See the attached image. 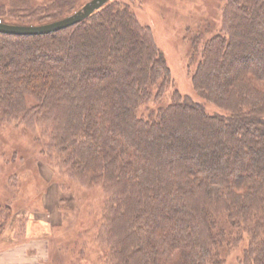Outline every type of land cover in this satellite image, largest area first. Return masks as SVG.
<instances>
[{
    "label": "trees",
    "instance_id": "obj_1",
    "mask_svg": "<svg viewBox=\"0 0 264 264\" xmlns=\"http://www.w3.org/2000/svg\"><path fill=\"white\" fill-rule=\"evenodd\" d=\"M194 51L206 104L166 99V58L118 0L54 34H0V142L4 126L29 131L56 174L34 157L41 183L97 193L80 261L264 264V0H227ZM17 214L0 206V239Z\"/></svg>",
    "mask_w": 264,
    "mask_h": 264
},
{
    "label": "rangeland",
    "instance_id": "obj_2",
    "mask_svg": "<svg viewBox=\"0 0 264 264\" xmlns=\"http://www.w3.org/2000/svg\"><path fill=\"white\" fill-rule=\"evenodd\" d=\"M90 1L0 0V22L24 26L48 24L74 14ZM118 1L129 5L138 21L151 28L155 42L166 58L173 82L166 99L171 96L170 92L178 91L205 103L192 84V74L200 61L194 48L198 46L200 51L208 40L219 34L227 0ZM206 107L209 112L216 111L210 105ZM1 139L0 206L11 204L18 214L0 239V253L13 246L28 244L29 251L23 258H39V262L33 261L35 264H88V260L80 261L77 250L89 235L80 231L84 225L78 224L77 220L83 211L87 218V210L99 208L97 193L80 195L79 189L64 192L58 186L47 188L44 182L41 183L34 172V157L39 161L41 177L49 180L55 173L39 153L35 154L29 131L7 125L2 127ZM16 175L19 181L9 179ZM35 175L37 184L34 183ZM91 256L89 263L98 264L94 253ZM9 258H3L2 264ZM229 263L237 264L236 257Z\"/></svg>",
    "mask_w": 264,
    "mask_h": 264
},
{
    "label": "water",
    "instance_id": "obj_3",
    "mask_svg": "<svg viewBox=\"0 0 264 264\" xmlns=\"http://www.w3.org/2000/svg\"><path fill=\"white\" fill-rule=\"evenodd\" d=\"M112 0H92L81 10L63 19L38 26L13 25L0 22V34L13 36H42L54 34L86 21Z\"/></svg>",
    "mask_w": 264,
    "mask_h": 264
},
{
    "label": "crops",
    "instance_id": "obj_4",
    "mask_svg": "<svg viewBox=\"0 0 264 264\" xmlns=\"http://www.w3.org/2000/svg\"><path fill=\"white\" fill-rule=\"evenodd\" d=\"M27 245L28 244H25V245H22V246H13L11 249H8V250H6L5 252H2V253H0V264H2V260H3V258H5L6 256H10V258L8 259V260H6L5 259V262H4V264H35L33 261H36L37 260V262H39V258L38 259H34V258H23V257H26L27 255V252L29 251L28 249H27ZM24 247H26V249L24 250ZM36 247L35 246H33V249H35ZM27 251V252H26ZM15 252L17 253V254H15ZM39 253V252H38ZM38 253H37V255L36 256H38ZM4 254V255H3ZM22 254H24V255H22ZM14 255L16 256V257H14ZM22 255V256H21ZM26 255V256H25ZM17 256H20V257H22V259L21 260H19L18 259V257ZM41 259H43V258H41ZM37 262H36V264H37Z\"/></svg>",
    "mask_w": 264,
    "mask_h": 264
}]
</instances>
